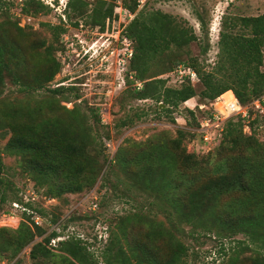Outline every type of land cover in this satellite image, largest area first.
Listing matches in <instances>:
<instances>
[{"label": "trees", "instance_id": "obj_1", "mask_svg": "<svg viewBox=\"0 0 264 264\" xmlns=\"http://www.w3.org/2000/svg\"><path fill=\"white\" fill-rule=\"evenodd\" d=\"M113 1L67 0L63 13L73 27L83 23L102 31L105 21L113 18ZM120 1L122 9L134 15L121 32L131 50L123 74L126 96L154 102L159 116L171 114L195 96L209 105L198 108V114L193 108L185 110L192 130L176 129L173 138L159 132L144 142L125 139L108 160L96 144L101 125L94 108L66 109L56 97L67 102L74 89H48L60 68L54 53L63 51V27L44 24L51 39L33 42L22 34L16 20L7 17V11H1L0 3V132L6 138L1 151L17 157L21 173L43 188L36 189L40 198L82 193L100 177L103 183L114 180L112 193L119 191L123 198L140 203L112 220L100 262L78 237L68 236L49 245L60 233L46 234L43 226H30L25 213L15 230L0 228V258L15 260L29 246L32 264H187L183 236L201 233L217 239L242 237L236 242L239 251L234 247L227 264H264V141L254 130L258 115L248 109L246 118L225 120L218 144L204 158L198 159L182 144L198 135L199 119L210 116L220 94L231 91L241 106L264 99V13L222 16L216 61L206 72L198 57L191 55L190 45H199V39L190 27L159 10L137 11L139 0ZM19 11L22 16L35 17L49 9L39 0H22ZM197 19L205 30L202 19ZM205 52L206 48L200 49V54ZM178 66L195 73L198 93L188 79L177 86L166 85L162 76ZM7 83L17 87L18 94H7ZM41 91L47 92L45 96H39ZM78 97L73 94L75 100ZM139 119L134 112L120 119L116 128ZM246 125L249 134L243 133ZM1 151L0 205L11 186L2 178ZM142 197L157 201L155 208L154 202L138 199ZM20 200L16 196L12 201ZM33 210L48 217L41 206ZM48 221L56 225L59 215H51ZM242 250L251 254L240 260ZM18 262L17 258L13 264Z\"/></svg>", "mask_w": 264, "mask_h": 264}, {"label": "rangeland", "instance_id": "obj_2", "mask_svg": "<svg viewBox=\"0 0 264 264\" xmlns=\"http://www.w3.org/2000/svg\"><path fill=\"white\" fill-rule=\"evenodd\" d=\"M39 1L46 5L49 11L35 17L19 14L22 0H0V3H3L1 11H7V17L11 21L16 20L18 27L23 29L22 34L33 42L51 39V34L43 26L44 24L63 27L64 33L60 36L63 51L54 53L60 68L48 84V89L51 90L57 86L74 89L71 94L67 95V102L59 96L56 97V100L60 101L59 104L66 109H72L73 106H78L79 110L94 108L101 125L99 140L96 144L98 148L102 146L108 160L112 158L116 148L125 139L144 142L159 132H165L169 138H173L176 129L192 130V122L185 110L193 108L198 114V108L208 107L207 100H201L199 96H195L190 101L180 104L171 114L159 116L155 112L156 105L154 102L129 99L123 92L126 89L123 74L127 71V50L130 48L126 46V43L129 42L124 41L121 32L134 15L122 9L120 0L113 1L115 4L113 18L105 21L102 31L98 27L83 23L73 27L63 13L67 0ZM84 1L94 2V0ZM140 10H159L190 27L199 39V45L197 42L190 45L191 55L198 57L200 64L207 72L213 68L216 61V43L222 16L261 15L264 13V0H139L137 11ZM197 16L202 19L205 30L201 29ZM202 48H206L205 54H200ZM261 70L264 71V48ZM181 76L182 74L168 77L165 79L167 80L166 85L175 86L174 83ZM193 85H195V91L198 93L199 84L195 82ZM4 88L7 94L12 93L14 96L18 94L16 92L17 87L8 83L5 84ZM46 93L41 91L39 96H45ZM75 93L79 96L77 100L73 98ZM225 95L223 98H227ZM260 101L263 102L264 99L260 98ZM159 106L162 107V105ZM246 107L258 115L254 130L257 138L264 141V108L260 104L256 108L252 103L247 104ZM134 112L140 116L139 120H136L131 126L116 128V123L120 119L132 116ZM253 118L254 116H251L249 121ZM247 129V125L243 127L244 134H249V129ZM211 133L213 132L208 134L206 141L200 140L199 135L193 139L186 138L182 143L185 150H193L198 159L204 158L206 152L214 151L213 148L220 140V137L215 138ZM5 143V134L0 132V151ZM1 152L4 165L2 178L11 186L5 192L6 198L0 205V209L7 210L16 196L27 195V190L30 193L32 191L37 192L36 189L42 191L43 188L34 186L31 180L21 173L17 157ZM114 183L112 178L109 182L103 183L99 177L90 190L66 194L60 199L49 200L48 204H45L47 207L44 208L48 212V217H44L45 221H42L46 234L55 231L60 233V237L64 239L68 236L78 237L87 244L89 250L100 262V253L107 240V228L112 227V220L125 215L131 208L140 204L138 200L134 202L123 198L119 191L112 193L110 185ZM138 199L145 203L154 202L153 209L157 205V201L155 202L152 198L142 197ZM35 201V205L38 206V201L42 202V198L37 196ZM53 214L59 215V222L56 225H52L48 221V218ZM19 223L20 221L13 222L9 219L2 222L5 225L4 228L13 230L19 226ZM56 238L60 239L59 237ZM241 240L243 239L240 235L229 239H217L213 235L203 236L201 233L192 236L184 235L182 241L188 249L186 262L187 264H227L231 251L238 246L236 242ZM28 248L29 246L23 248L17 256L18 264H32L28 258ZM220 248H223V251H220ZM236 251H239L238 247ZM239 254L240 257L238 258L241 260L248 257L251 252L242 250ZM15 260L0 258V264H13Z\"/></svg>", "mask_w": 264, "mask_h": 264}, {"label": "built area", "instance_id": "obj_3", "mask_svg": "<svg viewBox=\"0 0 264 264\" xmlns=\"http://www.w3.org/2000/svg\"><path fill=\"white\" fill-rule=\"evenodd\" d=\"M126 46L129 47V43H126ZM127 52H128L127 58H129L131 55V50L129 49L127 50ZM178 74H182V76L178 77L179 79L174 83L175 86L181 84L185 79H188L192 85L197 81L195 73L190 68H184L182 66L176 67L174 71L170 72L169 74L163 75L162 77L164 79H167L168 77H172L173 75L177 76ZM139 85H140L139 83L136 84V86ZM224 94L227 95V98L226 97L223 98ZM251 103L254 104L256 108L259 107V104L260 106H262L261 101L259 102V100H254ZM247 112H248V108L246 106H241L231 91L228 92L226 91L214 99L213 109L211 110L210 116L205 118L202 117L201 119H199L198 127L195 129V131L198 133L200 140L203 141L207 140L208 134H210L211 131L213 132L211 134L214 135L215 138L220 137L222 133L223 122L225 120L235 116L246 118ZM26 192L27 195L20 194L19 197L21 200L19 202L12 201L10 203V207L7 210L0 209V228H4L5 225L2 224V222L5 219L12 220L13 222L15 221L21 222L23 220L22 217L23 213L30 216V221H29L30 226H38V227L42 226L43 223L42 221L45 218L37 214L36 211H34L33 209L35 207L38 208L40 206L44 209L45 206L48 204L49 200L51 199L42 198V202L38 201L39 206H36L35 198H37V196L39 197L38 193L33 191L29 193L28 190ZM25 204H30L32 208L31 209L28 208ZM93 206L95 208V205ZM59 238L60 239L58 238L51 239L49 245L54 246L56 242L64 239L63 237L61 238L60 236Z\"/></svg>", "mask_w": 264, "mask_h": 264}, {"label": "bare ground", "instance_id": "obj_4", "mask_svg": "<svg viewBox=\"0 0 264 264\" xmlns=\"http://www.w3.org/2000/svg\"><path fill=\"white\" fill-rule=\"evenodd\" d=\"M225 96H227V95H225ZM225 98V97H224Z\"/></svg>", "mask_w": 264, "mask_h": 264}, {"label": "crops", "instance_id": "obj_5", "mask_svg": "<svg viewBox=\"0 0 264 264\" xmlns=\"http://www.w3.org/2000/svg\"><path fill=\"white\" fill-rule=\"evenodd\" d=\"M191 100V99H190ZM190 100H188V101H190Z\"/></svg>", "mask_w": 264, "mask_h": 264}]
</instances>
